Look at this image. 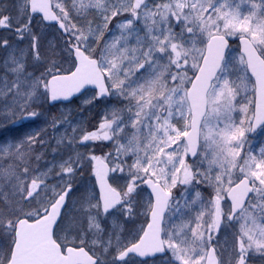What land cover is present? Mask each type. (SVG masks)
<instances>
[{
	"label": "snow or ice",
	"instance_id": "1",
	"mask_svg": "<svg viewBox=\"0 0 264 264\" xmlns=\"http://www.w3.org/2000/svg\"><path fill=\"white\" fill-rule=\"evenodd\" d=\"M0 264H264V0H0Z\"/></svg>",
	"mask_w": 264,
	"mask_h": 264
}]
</instances>
